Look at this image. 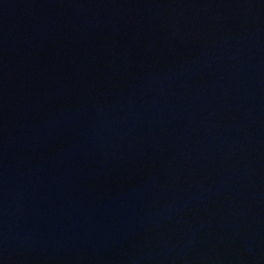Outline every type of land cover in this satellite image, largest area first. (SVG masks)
<instances>
[{
    "label": "water",
    "instance_id": "1",
    "mask_svg": "<svg viewBox=\"0 0 264 264\" xmlns=\"http://www.w3.org/2000/svg\"><path fill=\"white\" fill-rule=\"evenodd\" d=\"M0 264H264V0H0Z\"/></svg>",
    "mask_w": 264,
    "mask_h": 264
}]
</instances>
